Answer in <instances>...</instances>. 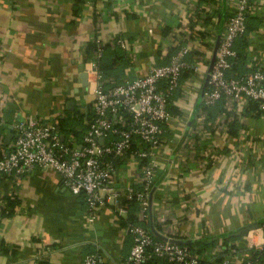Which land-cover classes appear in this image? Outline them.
I'll list each match as a JSON object with an SVG mask.
<instances>
[{
    "label": "crops",
    "instance_id": "crops-1",
    "mask_svg": "<svg viewBox=\"0 0 264 264\" xmlns=\"http://www.w3.org/2000/svg\"><path fill=\"white\" fill-rule=\"evenodd\" d=\"M234 1L0 0V153L15 122L75 110L92 115L97 78L86 47L93 39L113 47L120 37L129 48V61H117L107 82L144 74L186 45L198 72L181 78L171 100L179 113L163 124L146 222L168 238L212 242L199 253L205 264L242 262L252 241L264 240L256 228L240 232L264 218V116L241 114L246 103L226 99L229 114L205 125L204 94L198 102L220 21L222 32ZM254 1L259 22L246 34V66L264 69V0ZM234 115L242 123L230 134L225 117ZM139 176L132 155L116 165L120 189L139 184ZM7 195L19 202L3 214ZM131 244L110 207L99 206L88 222L83 195L56 171L33 168L18 179L0 173V264H80L93 251L103 264H119Z\"/></svg>",
    "mask_w": 264,
    "mask_h": 264
},
{
    "label": "built area",
    "instance_id": "built-area-1",
    "mask_svg": "<svg viewBox=\"0 0 264 264\" xmlns=\"http://www.w3.org/2000/svg\"><path fill=\"white\" fill-rule=\"evenodd\" d=\"M231 14L225 20L214 62L209 73L204 101L212 103L221 96L238 102L256 100L260 115L264 116V69L256 64L248 73L227 76L229 57L234 54V40L245 31L247 13L255 11V1L235 0ZM122 47L125 43L117 37ZM100 41L91 58L97 78L92 101V115L85 119L86 127L79 139L72 133L60 131L56 117H31L15 122L14 138L0 153V173L16 179L33 168L50 169L60 174L65 186L73 193H81L85 201L88 222L96 217L99 206H108L125 215L127 207L121 196L135 195L141 217L147 216L153 175L157 168L156 149L161 142L163 124L172 118L167 107L168 98L179 86L183 69L198 72L186 55L189 48L180 46L169 61L156 64L141 75L105 86L97 67L101 55ZM103 139L100 141V139ZM132 155L139 162V190L132 185L120 189L115 184L114 160ZM142 163L140 164V162ZM132 244L126 259L119 264H139L152 255L186 264H196L200 256L189 248L168 239H154L150 228L131 224ZM256 232L263 236L264 224ZM251 246L261 247L252 241ZM80 264H103L101 253L86 252ZM220 264H258L249 255L236 262L224 258Z\"/></svg>",
    "mask_w": 264,
    "mask_h": 264
},
{
    "label": "trees",
    "instance_id": "trees-1",
    "mask_svg": "<svg viewBox=\"0 0 264 264\" xmlns=\"http://www.w3.org/2000/svg\"><path fill=\"white\" fill-rule=\"evenodd\" d=\"M249 1H252V0H249ZM258 22L259 20L253 13H247L246 20H245V31L242 35L238 36L234 40V43H233L234 54L229 57L230 66L226 71L227 76H238L241 74L251 72L255 68L256 65H252L250 66V68L246 66L245 48L247 46L246 34L249 30H251L252 28H255L258 25ZM122 39L125 43V47H122L119 43H117L116 39H115V42H114L115 44L113 45V47L110 46L111 45L110 43H100L101 55L99 58H97V67L101 73V78L103 79L102 83L105 86H109V85H113V84H117L121 82L117 80H114L113 82H107L106 78L110 73H112L111 71L115 68V66L118 63L124 64L125 61L126 62L129 61L128 60L129 59V48L126 44V40L124 38ZM109 46L111 47V49L109 48ZM96 48H97V40L93 39L87 44V47H86V51L88 55L91 54V57H94L93 51ZM177 49L178 48H175L171 52L167 53V55L164 56L161 64L169 61L171 55L175 53ZM106 53L112 54L111 57L110 55L107 57ZM190 70H191L190 68L183 69V72L181 73V76L179 79V83L181 81V78L184 75L186 76ZM115 74H116L115 77H118L120 75V74L118 75V73H115ZM207 88H208V84L206 85L205 90ZM179 93L180 91H179V86H178L177 88L173 90V92L168 98L167 107L169 111L173 114H178L179 110H178V107L171 100L172 98L179 95ZM225 101H226V98L224 96H221L215 101H213L212 103H207L204 100L200 103L203 109H205L207 112V116L205 117V120H204L205 125H208V122L209 123L213 122L217 118L219 113L224 112V114L226 115L229 114L228 110L225 107ZM245 103L246 104L243 107V112L241 114H244V115L248 113L249 114L252 113L256 115L260 114V110L258 108V102L256 100L248 99ZM87 117L89 116L88 115L86 116V114L78 110L73 111V114H70V115L67 114L65 116H57L59 129L64 134L72 132L73 135H78L80 134V130H79L80 127H83V130L85 129L86 127L85 119ZM225 121L227 122V127H228L227 131L230 134H236L238 127L242 123L240 116H237V115H234L230 120H227V118L225 117ZM123 159L124 157L116 158L114 160L115 165H117L118 162L122 161ZM141 163L142 161L140 162V164ZM141 187L142 185L140 183L137 184L136 186L133 185V188H135L136 190H139ZM18 202L19 201L17 200L16 197H12L11 195L4 196L3 197L4 206L2 209V213L3 214L12 213L14 211L15 205ZM120 203L126 205L127 212L123 216L121 214H118L117 211L115 213L116 215L122 218L123 227L125 228L127 234L131 237V240H132V236L129 231L130 225L131 224H141L145 227H148L147 222H146L148 213H147V216H145L142 219H139L137 217L136 212L139 211V202L136 199L135 195H132V197L130 198H126L124 195L121 196ZM262 224H264V218L259 220V225H262ZM151 234L154 239H160L153 233ZM180 244L186 245L192 253L200 256L199 253H201L203 249L209 246V244H212V242L204 243L201 241H196L195 243L182 242ZM247 250L249 252V257L255 260L258 264H264V245H262L261 247L250 246L248 247ZM40 263L47 264V262L44 260H41ZM139 264H186V263L176 262V261L168 260L167 258L162 257V256L152 255ZM196 264H205V263L200 258L199 262H197Z\"/></svg>",
    "mask_w": 264,
    "mask_h": 264
},
{
    "label": "water",
    "instance_id": "water-1",
    "mask_svg": "<svg viewBox=\"0 0 264 264\" xmlns=\"http://www.w3.org/2000/svg\"><path fill=\"white\" fill-rule=\"evenodd\" d=\"M222 23H223V18L220 21V27H219L218 33L216 34V38L214 40L211 57H210V60H209L208 66H207V70H206L205 78H204V81H203V84H202V88L200 90V95H199V98H198V102L201 100V97H202V95L204 94V91H205V87H206V85L208 83L209 73L211 71V68H212V65H213V62H214L216 49H217V46H218V43H219V39H220V35H221ZM72 102H73L72 100H69V103H72ZM102 140L103 139L101 138L100 141H102ZM258 224H259V222L256 221L253 224L247 225L244 228H242L240 232L243 233V234H246L250 228H257ZM150 229H151V231H152V233L154 235L159 236L162 239H168L170 241L177 242V243H182V242H186L187 241L186 239L168 238L167 236L159 233L154 228V226H153L151 221H150ZM263 235H264V232H263Z\"/></svg>",
    "mask_w": 264,
    "mask_h": 264
}]
</instances>
